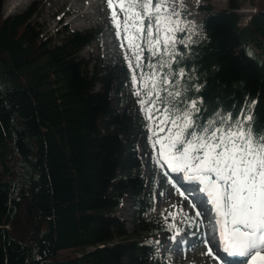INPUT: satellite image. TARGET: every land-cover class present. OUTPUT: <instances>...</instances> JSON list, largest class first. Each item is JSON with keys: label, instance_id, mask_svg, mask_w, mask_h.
Here are the masks:
<instances>
[{"label": "trees", "instance_id": "obj_1", "mask_svg": "<svg viewBox=\"0 0 264 264\" xmlns=\"http://www.w3.org/2000/svg\"><path fill=\"white\" fill-rule=\"evenodd\" d=\"M250 2L244 27L234 3L201 9L173 67L187 74L181 88L199 87L189 95L202 114L239 109L255 127L264 123V0ZM34 13L0 14V264H153L159 236L181 229L152 216V180L136 152L143 115L119 106L114 66L79 58L97 30L63 28L53 42L30 24ZM125 192L130 234L114 215Z\"/></svg>", "mask_w": 264, "mask_h": 264}, {"label": "snow or ice", "instance_id": "obj_2", "mask_svg": "<svg viewBox=\"0 0 264 264\" xmlns=\"http://www.w3.org/2000/svg\"><path fill=\"white\" fill-rule=\"evenodd\" d=\"M106 3L116 36L123 33L127 43L133 95L156 163L182 174L181 186H198V202L191 203L196 218L214 214L217 236L204 239L205 254L218 264H230L225 257L239 258L240 264H264V123L253 127V118L239 109L227 114L204 109L202 114L203 101L189 95L199 87L181 88L187 74L173 65L181 55L177 45L187 46L180 35L187 22L176 10L177 4L185 7L183 0ZM185 220L195 223L190 216Z\"/></svg>", "mask_w": 264, "mask_h": 264}, {"label": "rangeland", "instance_id": "obj_3", "mask_svg": "<svg viewBox=\"0 0 264 264\" xmlns=\"http://www.w3.org/2000/svg\"><path fill=\"white\" fill-rule=\"evenodd\" d=\"M6 1L7 10H9L8 5L10 1L2 0L0 10L2 18L18 15L27 11L29 8L34 9L35 13L29 20L30 24L36 25V29L44 39H50L53 42H58L61 39L62 36L60 34L57 35V32H60L63 28L78 32L97 30L98 38L92 40L80 51L79 58L98 67L114 66L117 71V79L114 86L119 91V106L127 108V112L130 115L135 113L143 115L139 111V105L133 95L131 73L125 60V53L128 52L127 43L124 41L123 33H121L120 37L116 36V29L110 20V11L107 3L103 4L102 0H81V2L70 0L68 6L81 8L91 21L88 22L74 20V15L64 14L68 6L66 4L62 6V3L66 0H31L29 3L26 0L21 4L17 1L18 9L15 7L9 10L11 11L9 15L3 11ZM195 2H197V6H194ZM231 3L237 6L236 11H242V9L248 7H250L252 12L255 11V7L251 4L250 0H183L185 7H176V10L181 12V19L187 22L186 31L180 35L186 36V33L193 32L191 28L203 15L201 9L216 12L226 10ZM47 6H50V8L46 14L44 13V9ZM117 14L121 16V21H123V17L119 13L118 8ZM236 15L238 18H245L243 14L239 15L236 13ZM122 43L125 45L123 48L121 47ZM95 88L97 89L98 86L96 85ZM112 97L115 98V95L112 94ZM149 135L150 133L148 131H142L136 145V152L140 160L144 179L152 180L151 186H148L150 187L153 198L152 216L156 219L157 225L163 226L164 228L172 229L173 225L179 226L182 232L181 238H186L187 242L190 243L189 247L178 246L176 248V243L166 241L169 234L160 235L158 239L159 249L157 250L156 258L153 259V264H216L211 260V257L208 259V257L204 256V250L199 243V238L204 229L203 215L196 218L195 210L191 208V203H194V201H189L184 196H180V192H177L175 190L176 188H173L174 190L172 189V185L175 184L177 186V181L173 179V176L168 175V171L163 163H156L157 153L153 151L147 139ZM129 196V193L125 192L122 197L123 200L121 199L122 203L127 201L128 204ZM195 202H197V199H195ZM126 206L122 207L121 204V207L115 211L114 215L122 223L126 233L130 234L135 224V212L134 215H131L127 212ZM181 209L183 210L182 212ZM170 213H176L175 217L170 215ZM122 215H128L131 218L128 217L129 219L126 220L123 219ZM185 216L193 217L195 223L186 221ZM197 225L199 226L197 227ZM124 262L125 260L122 261V264Z\"/></svg>", "mask_w": 264, "mask_h": 264}, {"label": "bare ground", "instance_id": "obj_4", "mask_svg": "<svg viewBox=\"0 0 264 264\" xmlns=\"http://www.w3.org/2000/svg\"><path fill=\"white\" fill-rule=\"evenodd\" d=\"M17 1L19 4H21L22 2L26 1V0H13L14 4L13 6L11 7L10 4L8 5V9L12 10L14 9L15 7H17ZM31 0H27L26 2L29 3ZM69 1L70 0H66L64 3H62V6H64V4H66V6H68L69 4ZM78 2H81V0H77ZM103 1V4L106 3V0H102ZM26 3V4H27ZM179 6L178 4L176 5V7ZM194 6H197V2H195ZM20 7V6H19ZM50 8V6H47L45 9H44V13H48V9ZM18 9V7H17ZM3 11L4 13H8V10H7V1L4 3V8H3ZM64 14L65 15H74L75 16V19L74 20H80V21H88V22H91L89 20V17L86 16V13L84 11H82L81 8H75V7H72V6H68L67 9L64 11ZM73 20V21H74ZM243 26V24H242ZM240 26V27H242ZM168 175H171L173 176L174 178L176 177V173H172L170 170H168ZM182 180V179H181ZM177 184L180 186V187H189V186H193V185H189V184H184L183 186H181V183L180 181L177 182ZM173 189V188H172ZM174 190V189H173ZM181 196V195H180ZM197 197V196H196ZM198 202V201H197ZM196 202V203H197ZM127 205V201L123 202L122 203V207H125ZM131 208V207H130ZM127 213V212H126ZM128 214V213H127ZM130 215V214H129ZM131 216V215H130ZM128 215H122L123 219H129L128 217H130ZM212 217H214V214L211 215ZM131 218V217H130ZM215 218V217H214ZM179 243V242H178ZM193 245V244H192ZM185 247H189L190 246V243L187 242L185 245ZM183 246V247H184ZM225 257V255L223 256ZM210 258V257H208ZM226 259H228L229 261H232V260H235L237 258H230V257H225ZM239 259V258H238Z\"/></svg>", "mask_w": 264, "mask_h": 264}]
</instances>
